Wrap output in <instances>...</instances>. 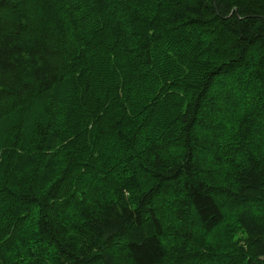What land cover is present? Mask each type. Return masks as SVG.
Returning <instances> with one entry per match:
<instances>
[{"label":"trees","instance_id":"16d2710c","mask_svg":"<svg viewBox=\"0 0 264 264\" xmlns=\"http://www.w3.org/2000/svg\"><path fill=\"white\" fill-rule=\"evenodd\" d=\"M229 217L264 264V0H0V264H243Z\"/></svg>","mask_w":264,"mask_h":264},{"label":"rangeland","instance_id":"374dc122","mask_svg":"<svg viewBox=\"0 0 264 264\" xmlns=\"http://www.w3.org/2000/svg\"><path fill=\"white\" fill-rule=\"evenodd\" d=\"M216 237H220L223 240H230V241H236L238 246L246 249L244 253H242V262L245 264L247 261L248 257H252L253 252L252 251H247L248 248H251L249 245H247L245 237L242 235V231L238 225L229 217L225 220L224 223H222L221 227L217 229L214 233ZM211 238L212 235H211ZM19 244H18V249L21 251V254L23 256H28L29 255V249H30V244L26 241L23 240L22 238L18 239ZM241 251H243L240 248H234L233 246L230 245H225L222 249L221 252L222 254L217 256L213 261H209L208 263L212 264H224L226 263L233 255V257L237 254H239Z\"/></svg>","mask_w":264,"mask_h":264}]
</instances>
